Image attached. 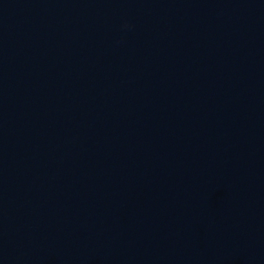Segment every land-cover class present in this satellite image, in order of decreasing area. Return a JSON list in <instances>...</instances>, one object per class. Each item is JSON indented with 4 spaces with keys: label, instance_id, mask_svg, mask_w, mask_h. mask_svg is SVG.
<instances>
[{
    "label": "water",
    "instance_id": "obj_1",
    "mask_svg": "<svg viewBox=\"0 0 264 264\" xmlns=\"http://www.w3.org/2000/svg\"><path fill=\"white\" fill-rule=\"evenodd\" d=\"M0 264H264V0H0Z\"/></svg>",
    "mask_w": 264,
    "mask_h": 264
}]
</instances>
